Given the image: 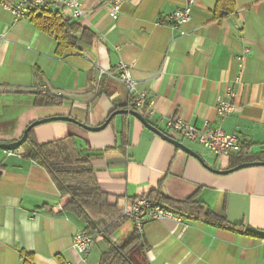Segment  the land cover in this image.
<instances>
[{
	"label": "crops",
	"instance_id": "0c3cea01",
	"mask_svg": "<svg viewBox=\"0 0 264 264\" xmlns=\"http://www.w3.org/2000/svg\"><path fill=\"white\" fill-rule=\"evenodd\" d=\"M16 1L0 0V142L20 138L28 124L50 116L102 124L126 107L129 92L101 70L124 61L138 87L155 100L153 115L147 108L139 111L167 134L180 139L166 126V118L175 116L197 128L221 126L236 134L241 143L235 155L244 146L257 156L264 154V0H235L236 13L223 23L214 18L217 0H195L191 20L175 29L156 25V19L185 0H126L117 20L109 15L108 0H80L84 15L74 20L95 35L79 39L62 56L56 54L54 37L29 17L16 20L5 8ZM66 15L72 17L69 11ZM246 47L251 52L241 67L237 56ZM240 71V81L234 82ZM230 86L235 112L221 118L218 101L228 98ZM40 94L56 95L63 103L37 107L34 100ZM125 122L126 145L120 138ZM35 134L39 143L74 135L78 147L100 152L92 161L99 186L120 208L144 195L139 193L144 188L160 187L179 200L199 190L198 199L215 213L264 230V166L213 171L128 114L116 115L101 131L51 121L37 126ZM186 144L209 166L230 167V158L196 142ZM28 151L0 149V264H23L25 252L32 253V264H61L58 256L65 264H98L108 243L94 240L87 261H81L73 236L85 223L61 209L57 186L44 167L26 156ZM184 219L189 227L183 233L174 220H147L139 264H264V237Z\"/></svg>",
	"mask_w": 264,
	"mask_h": 264
},
{
	"label": "trees",
	"instance_id": "16d2710c",
	"mask_svg": "<svg viewBox=\"0 0 264 264\" xmlns=\"http://www.w3.org/2000/svg\"><path fill=\"white\" fill-rule=\"evenodd\" d=\"M66 13L51 9H35L29 14L30 20L37 29L55 38L57 41L56 54L59 56H62L67 49L74 47L79 39L91 40L95 35L93 31L82 26ZM235 13V0H217L214 7L216 21L223 23L226 18ZM62 103L63 99L60 97L47 94L37 95L34 100V105L37 107L55 106ZM123 125L120 138L126 145L128 125L126 122ZM27 142L29 151L26 156L48 172L60 192L61 209L82 220L88 233L94 236V240L104 237L108 243V249L103 251L98 264H137L130 258V253L136 248L140 250L144 248L141 233L133 229L129 240L122 244L113 239L114 232L127 220L121 215L122 211L118 205L110 203L109 195L99 186L92 161L100 157L101 153L78 147L75 136L70 134L57 140L39 143L35 128L29 131ZM256 160H264V154L257 156L250 152L249 146H244L238 154L230 157V167ZM198 191L184 200L164 194L160 187L157 189L144 188L139 193H144L155 201L167 204L184 216L218 223L252 236L264 237V230H256L244 223H232L225 216L215 213L205 202L198 199ZM32 260V253L25 252L23 264H32ZM58 260L61 264H65L61 256H58Z\"/></svg>",
	"mask_w": 264,
	"mask_h": 264
},
{
	"label": "built area",
	"instance_id": "2783aa9c",
	"mask_svg": "<svg viewBox=\"0 0 264 264\" xmlns=\"http://www.w3.org/2000/svg\"><path fill=\"white\" fill-rule=\"evenodd\" d=\"M126 0H108L109 15L113 20H117L121 14L122 7ZM195 0H185L184 5L166 17L156 19V25L169 24L172 28H178L180 25L188 23L192 18V7ZM16 20L29 17L31 11L35 9H51L65 13L70 12L72 18L79 19L84 15V9L80 0H17L13 5H6ZM181 35L186 31L181 30ZM251 52L249 47L244 49V53L237 56L240 66H243L244 58ZM114 80L122 82L128 89L129 100L126 108L141 109L147 108L150 114L155 113V100L145 90L138 87L137 80L133 77L131 67L124 61H120L114 69L101 70ZM241 71L238 73L234 82L241 79ZM43 89L46 90L44 86ZM228 98H220L218 101L217 112L221 118L228 117L235 112V103L233 101L234 93L232 87L227 89ZM166 126L168 130L175 131L181 141L186 139L196 142L204 148L210 150L215 155L229 158L235 155L240 147V140L234 133L225 131L221 126L211 127L205 125L203 128H197L178 117H167ZM264 150V147H263ZM120 208V207H119ZM121 215L131 222L134 228L142 233L147 220L171 219L182 226V233L187 230L189 224L185 221L184 215L176 212L167 204L155 201L147 195H138L130 204L122 206ZM181 235V234H180ZM94 244V236L88 233L84 226L73 236V248L81 256V261L85 262L91 252Z\"/></svg>",
	"mask_w": 264,
	"mask_h": 264
},
{
	"label": "water",
	"instance_id": "95a60500",
	"mask_svg": "<svg viewBox=\"0 0 264 264\" xmlns=\"http://www.w3.org/2000/svg\"><path fill=\"white\" fill-rule=\"evenodd\" d=\"M118 114H128V115L136 117L138 120H140L144 124V126H146L148 129H150L152 132L156 133L157 135H159L163 139L167 140L168 142H171L177 148H180V149L184 150L185 152L195 156L201 162H203L206 167H208L209 169H211L213 171L225 174V173H230V172H233V171L245 168V167L264 166V160H257V161L243 162V163L238 164L235 167H229V168L224 169V170H217L216 168L209 166V164L206 163L204 161V159L196 151H194L191 147H189L185 141H181V140L167 134L165 131H163L158 126L154 125L151 121H149L148 118L141 111H139L137 109H129L126 107L124 109H119V110L113 111L107 117V119L102 124H100L98 126H91L87 123H84V122L78 120L76 117L71 116V115H56V116H50V117L37 119V120L33 121L32 123H30L26 127V129L24 130V132L20 138L14 140V141H11V142H0V149L7 150L10 152H13V151L15 152L16 150H19L21 148V146L24 145V143H26L28 141L29 131L32 128H36L37 126L44 124V123H48L51 121H66V122H71V123L77 124V125L85 128L89 131L95 132V131H101V130L105 129L110 124L112 118H114Z\"/></svg>",
	"mask_w": 264,
	"mask_h": 264
},
{
	"label": "rangeland",
	"instance_id": "374dc122",
	"mask_svg": "<svg viewBox=\"0 0 264 264\" xmlns=\"http://www.w3.org/2000/svg\"><path fill=\"white\" fill-rule=\"evenodd\" d=\"M18 109H21V110H23L24 109V106H22V107H18ZM58 109H62V108H58ZM66 111V110H65ZM20 116V114H16V115H14V117L15 118H17V117H19ZM35 121V120H34ZM32 123V122H31ZM29 125V124H28ZM27 125V126H28ZM26 126V127H27ZM26 129V128H25ZM24 129V130H25ZM24 130H23V132H24ZM23 132H22V134H23ZM22 136V135H21ZM20 136V137H21ZM186 142H187V140H185ZM190 142V141H189ZM26 148V147H29V144H28V142H26V143H24V145H22L21 146V148ZM127 222V221H126ZM132 231H133V228H132V226H130L129 225V223H124L123 224V226H121L120 228H119V230H117L116 232H114V236H115V238H116V241L118 242V243H120V244H122V243H124V242H126V241H128L129 240V236H130V234L132 233ZM100 240H104V237H100L99 239H98V241H100ZM140 257V249L139 248H136V249H134L131 253H130V258L133 260V261H135L137 264H139V260H138V257Z\"/></svg>",
	"mask_w": 264,
	"mask_h": 264
}]
</instances>
